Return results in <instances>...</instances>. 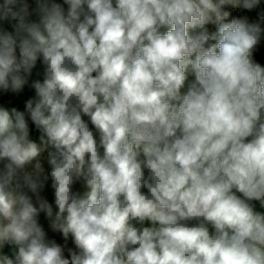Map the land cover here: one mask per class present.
I'll use <instances>...</instances> for the list:
<instances>
[{
  "label": "clouds",
  "instance_id": "1",
  "mask_svg": "<svg viewBox=\"0 0 264 264\" xmlns=\"http://www.w3.org/2000/svg\"><path fill=\"white\" fill-rule=\"evenodd\" d=\"M33 2L0 0V91L43 66L0 106V264H264V12L228 10L261 0Z\"/></svg>",
  "mask_w": 264,
  "mask_h": 264
},
{
  "label": "trees",
  "instance_id": "2",
  "mask_svg": "<svg viewBox=\"0 0 264 264\" xmlns=\"http://www.w3.org/2000/svg\"><path fill=\"white\" fill-rule=\"evenodd\" d=\"M28 2L34 6L33 0H28ZM57 2L63 3V0H57ZM65 7H67V6L65 5ZM228 10L232 11V16L229 17V20L233 17L240 18V17L247 16L250 21H256L259 18V14L261 12H264V0H261L260 5L257 8L252 9V10H246V9L231 10L230 8ZM4 26L9 31L12 30L10 25L5 24ZM208 27H209L210 31L215 30L214 25H209ZM257 60L261 63H264V61L260 60L259 57H257ZM193 78L194 77H192V76L189 77L190 80ZM42 79H43V66L38 61L36 68L33 69L31 76L28 78V83L25 85L24 89L20 93H11V92L4 93V92L0 91V106L8 107L9 109H11V107H16L18 110L23 111L26 101L30 98L35 97V90L31 87L32 82L35 80H41L42 81ZM26 117H27V114H26ZM85 119H87V118H85ZM29 125H30V129H31V138L34 140H37V142H38L39 132L35 129V126L31 124L30 120H29ZM46 157H47V152H45L43 154L42 159L44 162L45 169L50 170V168L47 164ZM75 188L77 190L82 189L79 184H77L75 186ZM44 195L49 199L50 202L53 201L54 198L52 196V191H51L50 187L46 188ZM255 204H256L257 210L264 211V209L260 208L259 202H255ZM45 227L47 228L46 224H45ZM50 235H52V234L50 233ZM55 238L57 239L58 242L63 243L61 237L58 234L55 235Z\"/></svg>",
  "mask_w": 264,
  "mask_h": 264
},
{
  "label": "rangeland",
  "instance_id": "3",
  "mask_svg": "<svg viewBox=\"0 0 264 264\" xmlns=\"http://www.w3.org/2000/svg\"><path fill=\"white\" fill-rule=\"evenodd\" d=\"M81 191H83V189H80ZM69 246H73L72 244H71V240H69Z\"/></svg>",
  "mask_w": 264,
  "mask_h": 264
}]
</instances>
